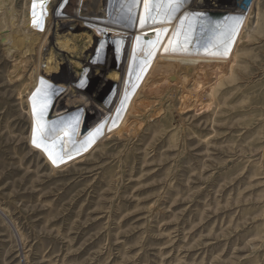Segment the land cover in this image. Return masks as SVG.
Here are the masks:
<instances>
[{"label":"rangeland","instance_id":"374dc122","mask_svg":"<svg viewBox=\"0 0 264 264\" xmlns=\"http://www.w3.org/2000/svg\"><path fill=\"white\" fill-rule=\"evenodd\" d=\"M220 1L0 38V264H264V0Z\"/></svg>","mask_w":264,"mask_h":264},{"label":"bare ground","instance_id":"6f19581e","mask_svg":"<svg viewBox=\"0 0 264 264\" xmlns=\"http://www.w3.org/2000/svg\"><path fill=\"white\" fill-rule=\"evenodd\" d=\"M58 1L59 0H40V2H39L38 0H35L34 5H36L37 12L30 15L27 20L25 19L23 21L17 22V21H15L16 10H15V6H14V4H15L14 0H0V3H1L0 10L2 13V14L0 13L1 14L0 18H1V20L3 19V24L1 25V27H3V28L0 31L1 35H2V36H0L1 41H3L4 44L10 45V46L12 44H14L15 35L17 34V33L15 34V31H18L20 33V37H22L23 40L26 39L28 41V43H30L35 38V36L37 37L38 34H40L42 32L46 33V37H48L50 39L52 37V32L57 31V30L61 31V32H67V33H69V31H72V30L75 31L76 27H77V25L75 23L80 24L79 28L85 29V31L88 33L89 37H92V36L99 34V32L101 30H103V28L106 26V24L109 20V17L111 15L109 12L110 8L106 9L103 7V4H102L103 0H85V2H83L84 3L83 8L80 9V11L82 12V15L80 18H79V16H78V19L76 18L78 21L75 22V21L61 19L62 18L60 16L61 7H60V9L57 8L58 10H56L55 18H54V20H51L50 15H49V11L54 10V7L57 5ZM70 1L71 0H62V3L63 2L65 3L62 6L67 7L70 10L74 11V10L78 9V6L81 7L80 3L83 0H72L71 2ZM47 2L49 4L46 6ZM228 6L229 5L225 4V5H222L221 7L227 8ZM237 8H239V7H237L235 4L231 7H229V9H234V10ZM74 14H77V13H74ZM71 16H69V17H71ZM74 17H76V16H74ZM46 18H48L49 23H46V20H45ZM26 21H28V22L31 21L29 23L30 26L28 25V27H26L25 30L23 31L21 29V25L23 23H25ZM25 24H27V23H25ZM41 30H42V32H41ZM20 41H22V39ZM43 41H44L43 43L46 45L48 40L43 39ZM24 42H26V41L24 40ZM193 43H194L193 40L190 41L189 46L191 47L193 45ZM16 45L14 44L13 46H16ZM45 45H44V47H45ZM22 46H24V45H22ZM16 48H17V46H16ZM24 49H27V47H25ZM23 51H22V53H25ZM44 52H47L44 57H48V59L43 63L41 62L42 63L41 68L43 69V71H45V74H48V76L50 75V77L52 76V72H54V75L52 78L55 79L58 75H60L59 71L56 72L58 70V68H54V65H53L54 60H52V58L48 56L49 50H46ZM188 57H189V53H188ZM187 59H189V58H187ZM72 63H73V61L68 63V67H69V69L74 71L75 75L77 76V74H76L77 68L71 67ZM58 64H60V62H58ZM35 70H36V72L39 71L38 68L37 69L35 68Z\"/></svg>","mask_w":264,"mask_h":264},{"label":"water","instance_id":"95a60500","mask_svg":"<svg viewBox=\"0 0 264 264\" xmlns=\"http://www.w3.org/2000/svg\"><path fill=\"white\" fill-rule=\"evenodd\" d=\"M235 1V0H234ZM217 3V6H222V5H225V3H223L222 1L220 0H216V2H213V4ZM235 3V2H234ZM239 5H240V1L238 2Z\"/></svg>","mask_w":264,"mask_h":264},{"label":"built area","instance_id":"2783aa9c","mask_svg":"<svg viewBox=\"0 0 264 264\" xmlns=\"http://www.w3.org/2000/svg\"><path fill=\"white\" fill-rule=\"evenodd\" d=\"M248 6V5H247ZM247 6L246 7H244V6H240L242 9H246L247 8Z\"/></svg>","mask_w":264,"mask_h":264}]
</instances>
